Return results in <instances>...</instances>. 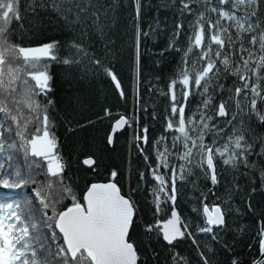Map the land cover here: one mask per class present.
I'll use <instances>...</instances> for the list:
<instances>
[{
	"label": "trees",
	"instance_id": "1",
	"mask_svg": "<svg viewBox=\"0 0 264 264\" xmlns=\"http://www.w3.org/2000/svg\"><path fill=\"white\" fill-rule=\"evenodd\" d=\"M191 2L193 11L189 15L181 10L182 0H19L20 20H13L11 27L16 43L22 46L54 45L56 59L42 61L51 90L38 99L48 106L54 124L51 131L66 163L65 182L82 193L91 183L107 182L110 172L117 171L122 194L130 193L137 208L130 236L141 264H174L176 253L183 257L181 264H203L204 258L208 264H232L236 259L239 264H253L261 255L260 240L264 238V124L256 112L250 111V95L245 98L242 93L237 105L234 88L240 82L232 75L221 74L219 79H213L208 93L193 89L186 115L204 112L203 101L210 96L207 113L213 116V132L206 137V143L215 139L216 146L223 147L229 137L242 130L248 147L247 162L241 157L238 166L233 167L216 157L217 183L213 184L206 165L201 167L194 161L190 174L183 181L177 179L175 203V210L192 235L167 245L161 233L146 230L157 220L171 217L170 202L161 203L162 211L155 212L156 182L150 166L156 167L155 141L161 135L168 137L169 145L172 141V134L165 128L172 106L168 86L181 63L177 49L187 47L191 25L199 12L213 21L217 18L204 5L218 6V0ZM245 14L256 29H264V0H256L254 7H240L237 15ZM180 24L184 27L177 32ZM244 44L249 47L247 38ZM94 60H100L103 68L116 74L123 96ZM177 100H181L179 90ZM221 102L228 112L223 119L215 114ZM121 117H126L129 125L114 136L113 145H108L107 139ZM144 127L148 129L147 145L136 139L143 135ZM15 142L14 132L8 131V123L3 122L2 173L15 178L20 172L25 179L42 180L44 177L30 166L33 158H25L21 150L12 147ZM88 158L96 160L93 169L83 165ZM160 171L167 175L166 170ZM140 173L144 174L143 180ZM34 187L31 182L15 188L0 187V220L10 211L21 210L31 199ZM215 205L225 212V226L201 232L200 228L208 226L203 208ZM41 213L33 201L26 221L31 243L46 264H58L56 243L50 238L51 230L45 226Z\"/></svg>",
	"mask_w": 264,
	"mask_h": 264
},
{
	"label": "snow or ice",
	"instance_id": "2",
	"mask_svg": "<svg viewBox=\"0 0 264 264\" xmlns=\"http://www.w3.org/2000/svg\"><path fill=\"white\" fill-rule=\"evenodd\" d=\"M249 4L254 7L256 0H218V6L214 7L205 4L204 7L216 13L217 18L213 21L204 12H199L191 25L192 34L187 47L177 49L181 53V63L168 86L172 106L165 128L172 134V141L169 145L166 135L155 141L156 167L150 166L152 179L156 182L153 192L155 212L162 211L161 203L170 202L171 217L157 220L146 228L148 232L162 233L168 245L178 238L192 235L189 226L175 210V203L177 179L183 181L190 174L193 162L201 167L206 165L213 184L217 183L216 157L223 158L225 164L233 167L238 166L241 157L247 162L248 147L242 130L229 137L223 147L216 146L215 139L211 144L206 143V137L213 132V116L207 113L211 97L203 101L204 112L186 115L187 100L193 89L208 93L213 79H219L221 74L232 75L240 82L234 88L237 105L242 93L245 98L250 95V111L256 112L264 122V29H256L248 14L237 15L240 7ZM181 10L191 15V0H182ZM13 20H20L19 0H0V114L3 117L0 127L3 122L8 123V131L14 132L16 137L12 147L21 150L25 158H33L30 166L44 178L40 181L32 177L25 179L20 172L13 178L11 174H3L0 165V187L15 188L28 182L35 185L31 199L23 208L10 211L0 220V264H46L31 243L32 235L26 223L33 201L42 209V219L51 230L50 238L56 243L58 264H141L137 246L130 236L137 208L130 193L122 194L116 180L117 171L110 172L107 182L91 183L82 193L74 190L70 182H65L66 163L51 131L54 124L48 106L38 99L51 90L50 77L44 71L46 65L42 61L56 59L54 45L25 47L16 43L11 27ZM183 27V24L178 25L177 32ZM245 38L249 47H245ZM94 63L111 77L117 89H121L115 73L103 68L100 60H94ZM177 90L181 97L179 102ZM120 95H124L122 89ZM215 114L219 117L228 115L225 103L217 105ZM124 125H129L126 117L116 121L113 135L107 139L108 145L114 144L115 129ZM142 132L143 135L136 139L147 145V127ZM137 147L144 153L140 143ZM144 159L148 160L146 154ZM173 160L178 164L171 163ZM83 163L92 166L96 160L88 158ZM161 169L166 170L167 175ZM140 178L143 180V173ZM8 207L11 209V205ZM204 213L208 226L200 228L201 232L209 233L213 227L225 225V212L220 206L211 211L205 206ZM261 235L264 237V228ZM260 253L261 259L254 260L253 264H264V238L260 240ZM200 255L203 257V253ZM173 260L174 264H181L183 257L176 253ZM203 264H208L207 258ZM232 264H239V260H233Z\"/></svg>",
	"mask_w": 264,
	"mask_h": 264
},
{
	"label": "water",
	"instance_id": "3",
	"mask_svg": "<svg viewBox=\"0 0 264 264\" xmlns=\"http://www.w3.org/2000/svg\"><path fill=\"white\" fill-rule=\"evenodd\" d=\"M118 91H121V89H118ZM170 96H171V93H170ZM218 118H219V119H223L224 117H219V116H218ZM263 124H264V122H263ZM124 127H125V125L122 126L120 129H115L114 136H115L117 133H120V132L124 129ZM114 128H115V125H114V127H113V130H114ZM113 130H112V134H111V135H113ZM114 136H113V139H114ZM83 165H84L87 169H93L94 166H95V165L88 166V165H86V164H84V163H83ZM208 172H209V175H210V178H211L210 170H208ZM215 174H216V167H215ZM216 178H217V176H216ZM216 206H217V205L212 206V207H209V206H207V207H208L209 210L211 211V210L214 209ZM203 216H204V218H205V220H206L207 217H206V215H205V213H204V208H203ZM134 220H135V219H134ZM224 226H225V225H224ZM224 226H223V227H224ZM223 227H222V228H223ZM213 228H215V229H221V228H217V227H213ZM161 236H162V233H161ZM182 239H183V238H182ZM182 239H181V238H178L176 241L173 242V244L176 243V242H180ZM163 241H164V240H163ZM164 242L167 244L166 241H164ZM167 245H168V244H167ZM259 259H261V255H260ZM259 259H258V260H259Z\"/></svg>",
	"mask_w": 264,
	"mask_h": 264
},
{
	"label": "rangeland",
	"instance_id": "4",
	"mask_svg": "<svg viewBox=\"0 0 264 264\" xmlns=\"http://www.w3.org/2000/svg\"><path fill=\"white\" fill-rule=\"evenodd\" d=\"M1 192V191H0ZM1 194V193H0ZM1 203V202H0ZM0 207H1V205H0Z\"/></svg>",
	"mask_w": 264,
	"mask_h": 264
}]
</instances>
